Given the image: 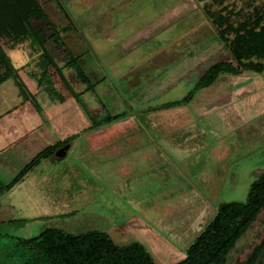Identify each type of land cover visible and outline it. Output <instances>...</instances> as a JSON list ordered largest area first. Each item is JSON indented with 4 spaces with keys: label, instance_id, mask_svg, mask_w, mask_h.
Listing matches in <instances>:
<instances>
[{
    "label": "rangeland",
    "instance_id": "1",
    "mask_svg": "<svg viewBox=\"0 0 264 264\" xmlns=\"http://www.w3.org/2000/svg\"><path fill=\"white\" fill-rule=\"evenodd\" d=\"M37 1L44 12L37 26L62 66L84 50V59L94 60L88 69L107 74L116 87L114 69L119 73L130 67L131 80L121 82L126 89L139 85L140 94L117 87L125 111L117 126L108 122L104 134L144 137L145 143H121L113 151L83 142L62 160L70 173L50 178L53 185L44 189L27 176H0L11 183L0 185V259L10 253L13 237L29 238L49 226L75 234L98 229L119 246L139 242L154 264L184 259L219 206L245 201L250 185L264 172V71L238 65L229 48L234 34H219L255 16L253 9L264 0ZM20 47L8 48L17 65L24 59L18 52L32 53L30 46ZM118 59L123 63L110 71ZM219 62L233 64L237 72L221 71L196 88ZM54 70L50 66L48 71ZM110 91L99 95L107 104L114 102ZM95 102L86 100L83 108L98 123L109 110ZM75 109L78 122L82 114ZM185 114L191 122L180 128L184 118L179 116ZM244 263L264 264V205L222 264Z\"/></svg>",
    "mask_w": 264,
    "mask_h": 264
},
{
    "label": "trees",
    "instance_id": "2",
    "mask_svg": "<svg viewBox=\"0 0 264 264\" xmlns=\"http://www.w3.org/2000/svg\"><path fill=\"white\" fill-rule=\"evenodd\" d=\"M253 12L255 16L252 15L238 22L237 25H227L219 34L220 36L228 32L234 34L229 42V48L238 65L244 69L262 72L264 71V1L257 9L254 8ZM41 19H44V12L37 0H0V83L11 79L23 99L30 98L35 102L8 51V48L30 42L34 47H32L33 52L37 51L36 65L49 83L47 91L51 89L48 67L53 66L67 89L75 95L77 102L83 107L82 94L88 90L94 91L95 82L80 66L82 54L74 55L71 61L64 63L63 66L70 68L76 81L85 85L81 92H75L71 80L65 75L63 68L56 63L52 50L45 44L42 30L37 26V21ZM2 40H6L7 44H3ZM236 68L229 62L216 63L200 78L196 88L210 84L221 71L237 72ZM50 93L60 100L63 99L56 90L51 89ZM188 98L189 96L185 97L184 102ZM108 115L107 119L94 124L100 125L102 122L117 120L120 113ZM36 158L13 180L21 176ZM0 185L6 188L11 183L0 182ZM262 205H264V172L250 185L245 201H224L219 206L210 222L188 245L184 259L173 264H222L230 248L257 215ZM8 250L10 253L1 257L0 264H154L151 254L141 243L132 242L119 246L113 243L105 231L98 229L75 234L49 226L29 238L13 237Z\"/></svg>",
    "mask_w": 264,
    "mask_h": 264
},
{
    "label": "crops",
    "instance_id": "3",
    "mask_svg": "<svg viewBox=\"0 0 264 264\" xmlns=\"http://www.w3.org/2000/svg\"><path fill=\"white\" fill-rule=\"evenodd\" d=\"M28 45L30 46V52L33 53V49L31 50V47L33 46L31 44ZM19 46H21L20 50L22 49V47H24L22 46V44H20ZM29 46H27L26 48H28ZM80 46L82 48V45ZM126 47L130 48L132 46L126 45ZM84 52L85 51L83 50L82 53H77V55L82 54V56L80 57V64L82 65L85 72L89 75V77L92 78L95 82L94 91L88 90L86 92H83L82 96L84 103L86 100L91 102L94 99L96 101V104L98 102L99 104L105 105L107 110H109L108 113H122L123 111H125V103L123 102L124 98L117 91V87L119 89H122V93H125L126 91H133L134 94L137 93L139 91V85L133 87V84H128V86H126L128 87V89H126L125 87H123V83L121 82L122 80L127 78L131 80L128 73L129 71L130 73L133 71H131L129 67V69L124 70L123 72H119V75L117 69L114 68L116 67V63L118 67V62L122 64L123 60H115V63H112L113 66H110L109 70L112 71L114 69L113 76L115 78L113 77V79L117 82L116 87L113 83V80H111L107 74H103V72H100L98 69V71L92 68L88 69V61L94 62V60H92L91 58L89 60L87 57L85 60ZM18 53L21 58L22 56H24V59L22 60L23 62H21L20 65L15 64V57L11 56L10 52L9 55L12 59V62L18 69V73L21 79L24 81L25 85L34 96V100L36 103L30 98L23 99L19 95V91L11 79H7L4 82L0 83L1 177H3V175H10L12 178L16 177L34 158L42 153L22 174V177L27 176V178H30L33 183L39 181L40 185H43L44 189L48 185L50 187L51 185H53L51 184L50 178L57 175L67 176V174L70 173V166L67 165L66 167H64L62 164V160L69 153L75 152V150L78 149L79 144L83 142L86 144L94 145V147L99 145L107 150L113 151H119L117 145L121 143L126 144L130 142L131 144L138 145H143L145 143L144 137H142L141 139V137L138 136L122 137L121 135L104 134V132L107 133V128H109L107 126L110 123L106 122V124H104V122H102V124L100 125H94L95 121H92L91 117H89V114L87 115L85 113L84 108L81 107V105L77 102L75 95L67 89L55 70L54 72L48 71L49 78L51 79L50 87L51 89L60 92L63 99L60 100L58 99V97L52 95L50 91H47V87H49V83L46 82L47 78H45V76L38 71L40 68L36 65L37 51L33 54L34 58L33 56H31L32 53L28 52L26 53V55L22 54L23 50ZM25 57L27 58L25 59ZM31 60L35 62H31ZM54 60L57 64L59 63L61 66L63 65L59 62L58 58L54 57ZM98 61L100 63L102 60L99 59ZM63 71L68 79L71 80L72 89L75 92H81L84 89L85 85H82L81 83L76 81V77L70 68L64 67ZM93 71H97L96 74L94 73L92 75L91 73ZM149 88L151 89V86H149ZM43 91L46 93V95H41ZM108 91L112 92L111 95L109 94V98L114 101L111 104H107V102L105 101V97L104 99L99 98V95L103 96L105 94V96H107ZM134 94L133 96H135ZM42 96H44V101H42ZM129 98L132 99L131 97ZM129 104L134 105L133 102H129ZM74 106L78 108V110L82 114V116L77 115L79 119L78 122H75V118L73 117L76 112ZM180 117L184 118L182 121L184 124H182L180 128H185L191 122V120L188 119L190 117H187L186 114L183 116H179V118ZM174 118L175 117H172L170 114V121L168 123H172L171 121H173ZM111 123H115V125L116 123L119 124L116 120ZM164 124L166 125L167 123ZM123 126H125V124H123ZM104 129H106L107 131ZM185 132L189 131L185 130L183 133ZM146 144H151V141L146 142ZM60 149H63L64 152L63 154L59 153L60 155H58L57 152ZM149 149L151 150V148ZM178 152L182 155L188 154V150L186 149H179ZM149 167H151V163L149 164ZM39 175H41L42 178H39ZM0 182H2L1 179Z\"/></svg>",
    "mask_w": 264,
    "mask_h": 264
},
{
    "label": "water",
    "instance_id": "4",
    "mask_svg": "<svg viewBox=\"0 0 264 264\" xmlns=\"http://www.w3.org/2000/svg\"><path fill=\"white\" fill-rule=\"evenodd\" d=\"M64 150L63 149H60L57 154L60 155L61 153L63 154ZM60 153V154H59Z\"/></svg>",
    "mask_w": 264,
    "mask_h": 264
}]
</instances>
